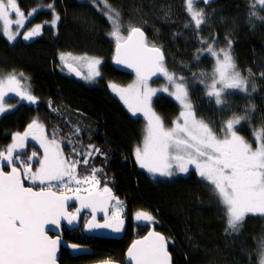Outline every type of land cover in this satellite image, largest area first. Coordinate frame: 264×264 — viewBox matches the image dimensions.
<instances>
[{"label":"trees","instance_id":"obj_1","mask_svg":"<svg viewBox=\"0 0 264 264\" xmlns=\"http://www.w3.org/2000/svg\"><path fill=\"white\" fill-rule=\"evenodd\" d=\"M184 1L109 0V3L121 13L120 22L125 28L140 27L149 45L161 47L170 73L186 79L196 118L214 126L215 132L222 136V124L233 114H247L249 120L242 121L236 130L252 144L254 130L264 127V19L250 13L256 11L264 17V8L257 6L255 0H212L208 5L200 2L207 20L197 30ZM17 2L25 14L27 28L50 23L53 11L59 16V23L56 30L44 26L42 34L34 36L28 44L22 41L10 44L2 35L0 24V74L22 73L37 97L36 104L23 103L0 118V151L37 120L49 139L55 136L69 162L80 161L76 171L81 179L91 176L94 168L99 170L95 175L100 188L108 187L112 197L124 202V230L121 237H104L107 239L95 243L90 261H124L130 243L153 228L165 236L172 264H259L264 217L246 216L240 233L227 235L223 206L213 195L212 187L194 172L187 177L162 180L137 168L134 152L142 144L143 121L131 116L108 89V83L127 85L135 76L114 66L115 41L109 35L112 27L106 16L97 11L91 0ZM211 14L214 15L210 19ZM229 38L231 54L237 69L248 80L249 91L226 94L227 104L222 107L206 94L205 83H212L214 60L197 50L206 48L202 39L217 49L227 48ZM59 54L99 58L101 75L91 85L77 81L59 67L56 61ZM202 72L208 74L205 83L200 82L204 79ZM152 107L167 127L179 113L176 103L166 94H159ZM68 111L77 118L74 123L80 128L79 134L75 133ZM90 145L100 152L93 151L85 165L83 157ZM29 150L26 148L18 155L28 154ZM2 161L3 170L8 171L7 161ZM144 210L151 212L160 226L133 228V214ZM164 230L170 233V241ZM69 264L78 263L75 260Z\"/></svg>","mask_w":264,"mask_h":264},{"label":"snow or ice","instance_id":"obj_2","mask_svg":"<svg viewBox=\"0 0 264 264\" xmlns=\"http://www.w3.org/2000/svg\"><path fill=\"white\" fill-rule=\"evenodd\" d=\"M91 2L113 26L109 35L116 45L114 62L132 69L136 74L134 83L127 88H120L115 84H109V87L120 97L133 116L140 112L148 120L143 148L138 147L135 151L137 163L150 174H158L162 177H171L177 170L186 173L189 171V166H193L197 174L213 186V195L223 206L226 216L225 233L239 234L246 215H264V127L254 130L257 144L254 149L251 143L237 135L235 129V126L242 121L249 120L248 115L233 114L223 123L220 129L223 133L221 138L215 132L214 126L196 118L193 104L189 99L188 83L184 77L168 71L161 47L155 44L149 45L145 33L138 26L129 25L127 35L122 34L121 13L111 6L109 0H91ZM194 2L201 0H185L186 10L199 30L200 26L206 23L207 17L203 9L193 8ZM202 2L208 5L212 0H202ZM255 3L264 8V0H255ZM49 7L51 8L52 5ZM13 13L15 19L12 17ZM32 14L28 13L29 16ZM250 16L264 19L256 11H252ZM58 19L59 16L53 11L51 22L53 27ZM24 21L25 14L19 8L17 0H0V22H2L3 34L9 41L15 40L20 34L19 29L24 27ZM13 22L17 25L15 34L11 28ZM40 32L41 25H37L26 31L23 38L29 40ZM201 43L205 44L206 48L198 49V53L206 52L215 58L211 84L205 83L208 74L201 73L204 79L200 82L205 83L207 96L214 97L215 104L223 107L227 104L226 89H238L240 92L248 93V80L237 69L231 54V39H228L227 48L219 52L212 43L203 39ZM59 58L70 72L75 69L68 62L69 59L86 62L89 73L87 77H83L84 79L93 80L101 75L99 65L102 61L99 58L73 57L71 54H61ZM158 74L162 75L167 83L160 89L151 88L149 80ZM76 75L80 76V73L76 72ZM9 91L15 92L21 100H27L31 104L37 103V97L29 90L21 89L17 75L11 73L6 78H0V114L7 111L4 96ZM157 91L168 92L182 107L180 117L173 122L174 127L170 129L165 128L161 118L151 109V98ZM181 120L183 123L180 122ZM28 128L42 129L43 125L33 120ZM56 131L58 130L54 129V132ZM79 132L80 129L76 128L75 133L79 134ZM29 134L30 131H26L23 136L19 134L14 136L15 143L7 148L6 153L0 151V160H6L9 166L20 161V157L18 155L14 157L13 153L17 147H23V142ZM33 138L36 139L35 136ZM41 147L44 149V156L40 160V167L34 173L31 165L23 161L18 166H12L10 173L5 174L0 170V264H54L59 238L49 239L45 233V225L60 227L61 218L66 219L71 225L80 212L78 208L75 213H67L65 205L70 197L58 195L57 192L67 189L79 193L81 183L91 185L100 183L95 175L99 170L95 168L91 176H86L83 180L78 176L76 169L80 161L69 162L70 158L63 157L55 136L51 143L41 142ZM89 149L83 157L85 165L88 164L93 151L100 152L91 145ZM36 156L37 153L33 152L29 159ZM20 168L23 169V173L19 171ZM29 173L32 175L29 176ZM25 179H30L32 184L39 181V184L46 187L35 191L32 187L24 186L22 181ZM52 181L56 183L53 184ZM73 183L76 185L74 189ZM53 188L57 191H52ZM84 190L88 191L89 195L87 197L77 195L75 199L80 201L81 208H90L92 211V220L85 224V228L89 231L94 228L121 231L124 225L121 202L116 201L109 216L106 197L100 193H93L91 189ZM103 193L107 194V198L115 199L111 197L108 187L103 189ZM97 210L105 213L102 224L94 222ZM135 219L153 221L154 217L140 211L136 213ZM166 245L164 236L149 232L143 241H137L132 245L128 250V256L132 264H170ZM69 247L76 249L78 245L72 244ZM259 254L260 264H264V241L261 242Z\"/></svg>","mask_w":264,"mask_h":264},{"label":"rangeland","instance_id":"obj_3","mask_svg":"<svg viewBox=\"0 0 264 264\" xmlns=\"http://www.w3.org/2000/svg\"><path fill=\"white\" fill-rule=\"evenodd\" d=\"M201 2H202V0H201ZM255 4H256V3H255ZM184 5H185V9H186V3H185V1H184ZM256 5L259 6V7H261L259 4H256ZM100 7H103V5H100ZM193 8L196 9V10H201V9H202V6H200V2H194V3H193ZM186 11H187V10H186ZM208 11H209V10H208ZM187 13H188V12H187ZM188 14H189V13H188ZM213 15H214V14H211L209 18L211 19V18L213 17ZM189 16H190V15H189ZM12 17H13V19H15V14H14V13L12 14ZM106 18H107V17H106ZM190 19H191V16H190ZM210 19H208V20H210ZM191 21H192V19H191ZM51 22H52V21H51ZM51 22H50V23H46V24H41V32H40L39 35H36V36H40V35L42 34L43 27L46 26V25L49 26V27H51V28H53L54 30H56V29H57V25H58V23H59V19L56 21V25H55V27L52 26ZM120 23L123 25V27L121 28L122 34L127 35L128 28H125V26H124V24H123L122 22H120ZM0 24H1V30H2V22H0ZM192 24H193V26H195V22H194V21H192ZM36 26H37V25H36ZM36 26H30V27L27 28V27L25 26V23H24V27L19 29V33H20V34L17 35V36H16V39L13 40V41H9V40L7 39V37L3 34V31H2V35L4 36V38H5L10 44H14V43H17V42L21 41V37H20V36H21L23 33H25L26 31H30L31 29H33V28L36 27ZM111 27H113L112 24H111ZM195 27H196V26H195ZM11 28H12V30H13V34H15V32L17 31V25L15 24V22H13V24L11 25ZM215 49H216L218 52L221 50V49H217V48H215ZM224 49H225V48H224ZM60 55H61V54H59V55L56 57V61L58 62L59 67L63 68L64 65H63V63L61 62L60 58H59ZM65 55H68V54H65ZM71 56H73V57H85V55H71ZM87 57H89V58H95V57H90V56H87ZM212 58H213V60H214V65H215V58H214V57H212ZM101 61H102V60H101ZM68 62H69L70 64H72V66H74L75 68H77L79 71H81V72L83 73V77H87V76H88L89 68H88L86 62H83V61H81V62H77V61H74V60H71V59H69ZM101 64H102V63H101ZM101 64L99 65V69H100V67H101ZM214 65H213V69H214ZM213 69H212V71H213ZM11 73H15V72H9V73H3V74H0V78H6V77H7L9 74H11ZM15 74L17 75V78H18V80L20 81V87H21V89H27V90H29V91L31 92V94H32V89H31V86H30V84H29L28 79L25 78V76H23V75L21 76L19 73H15ZM98 78H99V76H98V77H95L93 80H88V79H84V78H83V79H82V82L85 83V84H87V85H91V84H92L96 79H98ZM135 79H136V77H134L133 80H132L129 84H127V85H123V86L118 85V84H115V83H108V89H109L110 93H111L114 97H116L118 100H120V101L124 104V102L120 99V97H119L118 95H116V93H114V92L112 91V89L109 87V84H115V85H117V86L120 87V88H127L129 85H131V84L134 83ZM166 83H167V82H166V80H165L164 77L162 78L161 81H157V82H155V81H149V85H150V87H151V88H154V89H160V88H162ZM170 90H172V89H170ZM232 92H239V93H240V91H239L238 89H226V90H225V96H226V94H228V93H232ZM159 94H166V95L169 96V97H170V98L176 103V105L178 106L179 113H178V116L176 117V119L174 120V121H176L177 118L180 117V113H181V111H182V107H181L180 103H179V102H178L173 96L169 95L168 92H164V91H157L156 94H155L154 96H152V98H151V99H152V102H153V100H154ZM212 99H213L214 102H215L214 97H213ZM152 102H151V109H152L153 112H155L154 109H153V107H152ZM23 103H28V101H27V100H21L20 97L17 96V95L15 94V92H11V91L7 92L6 95L4 96V104H5V107L7 108V111H5L3 114H0V118H2L3 116H5V115H7V114H10V113L16 111V110L20 107V105L23 104ZM124 106H125V108L127 109V111L130 113V115L133 116L132 113L128 110V107H127L125 104H124ZM73 113H74V112H72V111H68L69 116L72 117V119H73L72 125H73V128H74V130H75L76 128H79V127L74 123V120L77 121V118L75 117V115H74ZM156 115H157V114H156ZM133 117H134V118H139V119H141V120L143 121V125H144V126H143V140H142V144H141V146L139 147V148L142 149V148H143L144 138H145L146 135H147L148 120L145 118V116L143 115V113H140V112H138V113H137L135 116H133ZM197 119H199V118H197ZM161 120H162V119H161ZM174 121H173V122H174ZM180 122L183 123L182 120H181ZM163 124H164V123H163ZM240 124H241V123H240ZM240 124H238V125H240ZM80 125H82V124H80ZM222 125H223V124H222ZM82 126H83V125H82ZM164 126H165V125H164ZM236 126H237V125H236ZM236 126H235V129H236ZM84 127H85L88 131H90V128H89L88 126H84ZM172 127H174V123H172V125H171L170 127L165 126V128H167V129H170V128H172ZM79 129H80V128H79ZM26 131H30V134H29L28 137L24 140V142H23V147H17L16 151L13 153V156H14V154H17V155H18V153L25 151L26 148H30L28 154L18 155V156L20 157V161H16L15 164H16V165H19V163H20L21 161L26 162L27 164H30V165H31V167H32V172L34 173L35 170L38 169V168L40 167V160L43 159V156H44V149L41 147V142L51 143V140H52V139H49V138H48L49 136L45 133V129H44V128H42V129H41V128H33V129H31V130H26ZM26 131H24V132H22V133H19V135H20V136H23L24 133H25ZM237 135H239V136H241L243 139H245V138H244L241 134H239L238 132H237ZM33 136H35L36 139H34ZM222 136H223V134H222ZM222 136H220V137L222 138ZM251 139H252V141H253V142H252L253 148L255 149V147L257 146V144H256V139H255L254 133H252V135H251ZM245 140H246V139H245ZM246 141H247V140H246ZM14 143H15V141L13 140V141L11 142V145L14 144ZM249 143H250V142H249ZM58 144H59V143H58ZM8 147H9V146H8ZM8 147H7V148H8ZM33 147H34V148H33ZM7 148L4 149L5 152H6ZM59 151L62 153V156L64 157L60 145H59ZM33 152H36V153H37V156H36L35 158H33V159L30 160L29 158L32 156V153H33ZM17 155H16V156H17ZM14 157H15V156H14ZM23 158H25L26 161H24ZM134 159H135V162H136V164H137V168L140 169V170H142V171H144L146 174H148V175H149L150 177H152V178H157V179H162V180H171V179L176 178V177H187L191 172H194L195 175H196L199 179H201L203 182L207 183L209 186H211V187L213 188L212 185H210L206 180H203V179L197 174L195 168H194L193 166H191V165L189 166V171L186 172V173H184V172H179V171L177 170V171H175L174 175L171 176V177H162V176H159L158 174H156V175L150 174L146 169L141 168V167L139 166V164L137 163V161H136L135 152H134ZM34 161H37L36 164H34ZM20 169H21V171H22V173H23V169H22V168H20ZM31 175H32V173H29V176H31ZM96 179L99 180L98 178H96ZM82 180H83V179H82ZM23 182H24L26 185L31 186V187H34V188H37V189L46 187V185H41V184H39V181H37L35 184H32L30 179H25V180H23ZM51 183L55 184L56 182H55V181H52ZM72 187H76L75 183H73ZM79 187L81 188V191L84 192V193H88V191H85L84 189H91V191L97 190V191H100V192H103V189H104V188H100V183H99L98 185H91V184H89V183H81V184L79 185ZM53 189L57 190L56 188H53ZM66 191H68V190H67V189H64V190H62V192H60V193H66ZM111 197H112V196H111ZM117 200L121 202V207H122V213H121V215H122V217H123V215H124V207H125V206H124V202H123L122 200H119V199L116 198V197H115V199L109 198V202H110L109 216L111 215V212H112V206L116 204V201H117ZM137 212H140V211H137ZM137 212H135V213L133 214V223H134L133 228H134V227H135V228H138L137 226L145 228V227H148L147 225H149V224H151V225H153V224L158 225L156 217H154L153 214H152L151 212H149V211H145V210H144V212H147V213L151 214V215L154 217V220H153V221H146V220H139V221H138V220H136V219H135V216H136V213H137ZM246 216H250V217H251V216H262V217H264V215H260V214H256V215L248 214V215H246ZM123 219H124V218H123ZM134 230H135V229H134ZM155 231H156V230H155ZM164 231H165V233H166V235H167V237H168V240L170 241V237H171V236H170V233H169L167 230H164ZM99 234H101V237H109V235H110L111 233L108 232L105 236H102V232L99 231ZM259 264H260V254H259Z\"/></svg>","mask_w":264,"mask_h":264},{"label":"water","instance_id":"obj_4","mask_svg":"<svg viewBox=\"0 0 264 264\" xmlns=\"http://www.w3.org/2000/svg\"><path fill=\"white\" fill-rule=\"evenodd\" d=\"M145 38H146V34H145ZM33 40H34V36L31 37L29 40H24V38L22 37V40L21 41L23 43H25V44H28V43H31ZM115 47H116V45H114L113 57L115 55ZM114 66H115L116 69H118L120 71H123V72L131 73V74H133L136 77V74H135V72L132 69L127 68V67H125L122 64L121 65H117L115 62H114ZM73 68L75 69V71H71L70 72L68 68H66V67L63 66V70L69 76H71V78H73V79H75L77 81H81L83 79V73L81 71H79L77 68H75L74 66H73ZM76 72H79L80 73V76L76 75ZM162 78H163V76L158 74L156 76H152L149 81H157V80H160ZM2 166H4V164H3V161L1 160L0 161V170H2L5 174L11 172V167L12 166H8L9 167V170L8 171L3 170ZM19 171L22 173V171L20 169H19ZM23 184H24L25 187H31V186L26 185L24 182H23ZM32 188L35 191H39L41 189V188L36 189L34 187H32ZM52 191L56 192V190H53V189H52ZM92 192L93 193H100V194H102V195H104L106 197V203H107V206H108V214H109L110 202H109V198H107V194H104L103 192H100V191H97V190H94ZM57 194L58 195H63V196L70 197V199L67 200L66 205H65V211L67 213H70L69 207L75 205L77 209L80 208V212L79 213H87V214H90L91 217H92V211H91V209L90 208H81L80 201H78L77 199H75V197L77 195H79L81 197H87L89 195V192L88 193H81V192H79V193H76V192L60 193V192H57ZM95 218L105 219V213L103 211L97 210V212L95 214ZM64 226L68 227L71 230L77 229L79 227V217H78V215H77L76 220H74L73 221V224H71V225H69L68 222H67V220L66 219H63V218H61V220H60V227H57L56 225H45V233L49 237V239L56 240L57 238H59V244L57 246V249H56V252H55V257H54V264H58V260H59L61 248L67 250L72 256H78V255H82V254H91V251L90 250H88V249H86L84 247H81V246H78L76 249H73V248L69 247V245H71V244H68L63 239L62 229H63ZM101 232H102V236H105L108 233V229L103 228V229H101ZM149 232H156V233H159L160 235L164 236L162 233H160L158 231H155L153 228H151L144 236H142V237H140V238L135 239L134 241H132L130 243V245L127 247L126 251H125V254H124V264H132V262L130 261L129 256H128V250L137 241H143L144 238L146 236H148ZM51 235H53V236H51ZM168 253H169V251H168ZM169 257H170V264H172V259H171L170 253H169ZM93 264H121V263L114 262V261H102V262H97V263H93Z\"/></svg>","mask_w":264,"mask_h":264},{"label":"flooded vegetation","instance_id":"obj_5","mask_svg":"<svg viewBox=\"0 0 264 264\" xmlns=\"http://www.w3.org/2000/svg\"><path fill=\"white\" fill-rule=\"evenodd\" d=\"M23 34L20 36L21 40H22ZM8 170H9V167H8ZM76 210L77 208L75 205L69 207L70 213H75ZM78 217H79V227L77 229L71 230L66 226L63 227L62 229L63 239L68 244H71V245L75 244V245H78V246H81V247H84L90 250L91 254H82L78 256H72L67 250L61 248L58 264H69L70 262L74 263L75 260H77L78 264L82 262H83L82 264H92V263L99 262V261H90V258L93 255L92 248L94 247L95 243H97L99 240H104L107 238L101 237V234H99V231H101V228H94L90 231L85 228V224H87L88 221L92 220V217L90 214L79 213ZM94 222L102 224L104 223V219L95 218ZM105 229H108V232L111 233L108 238H117V237H121L120 233L122 230H124V227L119 232H113L110 228H105ZM120 263L124 264V261Z\"/></svg>","mask_w":264,"mask_h":264},{"label":"bare ground","instance_id":"obj_6","mask_svg":"<svg viewBox=\"0 0 264 264\" xmlns=\"http://www.w3.org/2000/svg\"><path fill=\"white\" fill-rule=\"evenodd\" d=\"M157 223H158V225L160 226V223L158 222V220H157Z\"/></svg>","mask_w":264,"mask_h":264},{"label":"built area","instance_id":"obj_7","mask_svg":"<svg viewBox=\"0 0 264 264\" xmlns=\"http://www.w3.org/2000/svg\"><path fill=\"white\" fill-rule=\"evenodd\" d=\"M75 187H73V189H74ZM75 192V191H74ZM80 192H82V191H80Z\"/></svg>","mask_w":264,"mask_h":264}]
</instances>
